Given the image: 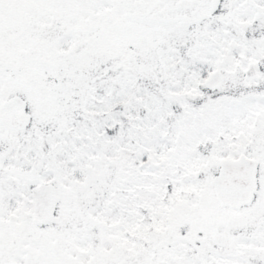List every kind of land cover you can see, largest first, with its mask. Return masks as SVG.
Masks as SVG:
<instances>
[{
	"label": "snow or ice",
	"instance_id": "obj_1",
	"mask_svg": "<svg viewBox=\"0 0 264 264\" xmlns=\"http://www.w3.org/2000/svg\"><path fill=\"white\" fill-rule=\"evenodd\" d=\"M0 264H264V0H0Z\"/></svg>",
	"mask_w": 264,
	"mask_h": 264
}]
</instances>
